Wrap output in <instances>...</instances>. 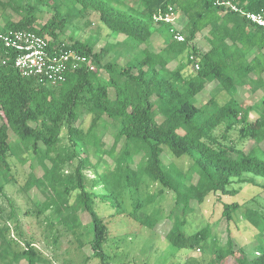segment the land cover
Masks as SVG:
<instances>
[{"label":"trees","instance_id":"trees-1","mask_svg":"<svg viewBox=\"0 0 264 264\" xmlns=\"http://www.w3.org/2000/svg\"><path fill=\"white\" fill-rule=\"evenodd\" d=\"M69 1L79 15L94 13L112 34L125 36L134 56L121 65L113 59L105 61L114 45L98 52V39L77 40L71 35L66 42V28L77 18L70 9L63 13L52 7V18L38 27L44 0H0L7 18L6 24L0 25V190L12 180V162L16 160L21 165L30 163L32 171L23 190L28 195L35 190L42 194L39 214L54 211L56 196L61 198V207L54 214L69 208V197L78 191V209L88 215L93 227L91 249L104 264V246L111 233L106 218L90 203L87 187H99L102 177L89 179L87 171L92 166L84 153L114 157L122 147L114 169L127 175L129 185L140 191L149 180L160 185L154 199L165 192L175 195L170 217L173 227L166 238L180 251L187 254L209 247L208 226L192 235L184 228L192 203L200 208L211 197L223 205L222 217L229 224L246 206V220L264 237V212L249 208L248 203L223 201L240 195L243 185L264 192V94L260 112L237 98L239 87L264 93V27L245 15L264 16V0ZM171 10L175 17L179 14L185 19L183 26L156 19ZM14 16L17 21L12 20ZM14 31L44 38L51 54L72 51L80 59H68L63 81L23 76L15 67L17 52L1 41L3 35ZM178 33L184 36L183 42L175 39ZM156 35L169 41L159 53L152 45ZM201 36L209 45L206 51L197 45ZM171 60L179 61L173 71L168 69ZM213 83L226 98L219 100L213 95L199 105V95ZM252 113L257 116L254 120ZM83 114L89 120L87 125ZM103 122L117 130L108 152L101 137ZM246 143L251 145L248 151L243 147ZM169 156H187L192 161L189 176L174 162L167 165ZM36 166L43 175L34 172ZM193 175L198 177L196 182ZM147 201L135 202L130 213L113 215L126 214L140 227L153 230L157 222L142 213L150 203ZM8 229L7 225L0 229L1 251L12 245L6 239ZM41 255L33 241H26V248L19 253L20 258H27V264L43 263ZM213 255L209 264H264V242L251 258L243 249L235 250L231 239L227 249L216 248ZM4 261L0 254V264Z\"/></svg>","mask_w":264,"mask_h":264},{"label":"rangeland","instance_id":"rangeland-1","mask_svg":"<svg viewBox=\"0 0 264 264\" xmlns=\"http://www.w3.org/2000/svg\"><path fill=\"white\" fill-rule=\"evenodd\" d=\"M52 7H59L63 13L70 11L77 15L74 22L66 28L65 38L69 42V36L74 35L77 40L89 38L98 39L95 51H100L106 45H114L113 53L105 61L114 60L121 65L133 58L134 48L125 42V36L114 35L105 28L99 21L98 15L88 13L79 15L73 4L69 0H44L38 13V27L43 26L54 15ZM0 8V25L6 24L7 18ZM18 20V16L12 18ZM174 22L178 26L185 24V19L181 15H176ZM169 41L164 35H156L152 40V45L156 52H162ZM197 45L203 51L209 49L206 40L201 36L197 39ZM178 60H171L168 69L175 70L178 67ZM191 69L189 72L191 73ZM103 77L107 74L103 71ZM263 92L252 93L249 87H239L237 98L247 107L254 106L258 112L261 111V98ZM226 98L217 85L213 83L199 95V105L205 104L211 96ZM252 113L251 119L256 118ZM85 124L89 123L88 118L83 114ZM161 120V118H159ZM102 140L105 144V151H109L113 145L116 128L102 123ZM2 121L0 119V126ZM234 141L240 145L238 135L232 134ZM250 144L246 143L245 150L250 149ZM122 147H118L115 156L104 154L100 158L99 154L93 151L85 154L90 159L91 168L87 171L89 179L102 177V184L93 189L87 185L91 194L93 208L101 217L106 218L107 226L110 230L109 242L104 246V264H209L213 259V251L216 248L227 249L231 239L235 250L243 249L248 257H252L257 251L260 243L264 242V237L254 229L245 218L246 206L235 216V222L228 223L222 217L223 205L215 197H211L205 205L198 208L197 203H192L187 216V225L184 231L187 235L195 234L205 227H209V247L205 250H193L187 254L174 247L166 238L173 227L170 218L175 204V195L165 192L158 198H153L160 190V185L146 180L145 186L140 191L129 185L127 175L121 171H116L115 160L120 154ZM187 156L181 158L166 157L165 163L168 165L174 162L185 175L189 176L192 161ZM139 157L135 163L139 162ZM14 160V159H13ZM133 167H136V165ZM38 176L43 175V170L36 166L34 169ZM30 163L21 165L14 160L12 162V180L6 182L4 189L0 190V204L3 213L0 214V229L4 225L8 226L6 239L9 244L4 251L0 238V254L4 256L2 264H27V258H20L19 253L26 248V241H33L37 249L42 253L43 263L39 264H103L102 260L94 257L90 242L94 238L93 227L87 214H81L77 202L78 191L73 192L68 199L69 208L54 214L55 210L61 207V198H54L57 203L52 212L49 210L45 214H39L44 201L42 194L35 190L28 195L24 192L23 186L31 173ZM197 176L193 175L192 180L196 182ZM14 180V181H13ZM262 183V179H258ZM134 180L132 178V181ZM240 195L234 198L224 197L226 203L239 202L246 204L249 208L264 212V192L252 185H243ZM110 194V198L104 195ZM57 195V194H56ZM96 195V196H95ZM150 202L142 210V213L152 217L157 225L150 230L148 227H140L135 221L125 216L126 214L113 215L118 211L130 213L133 211L135 202ZM119 205V208L118 206ZM79 210V211H78ZM113 215V217H112ZM81 217V218H80ZM83 218V220H82ZM81 219V224H80ZM90 222V223H89ZM18 242L19 244H17Z\"/></svg>","mask_w":264,"mask_h":264},{"label":"built area","instance_id":"built-area-1","mask_svg":"<svg viewBox=\"0 0 264 264\" xmlns=\"http://www.w3.org/2000/svg\"><path fill=\"white\" fill-rule=\"evenodd\" d=\"M245 15L252 23L264 27L263 15L256 13H247ZM156 19L173 22L175 14L171 10L166 16ZM175 39L180 42L185 40L184 36L179 33L175 35ZM1 41L7 48L17 52L15 67L26 77L39 76L52 82L63 81L68 59L70 57L76 60L80 59L72 51L68 53L60 51L59 55L51 54L48 42L33 32L14 31L3 35ZM196 69H198L197 65Z\"/></svg>","mask_w":264,"mask_h":264}]
</instances>
